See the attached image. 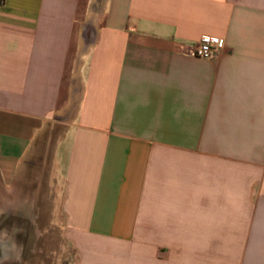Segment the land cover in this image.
<instances>
[{"label":"crops","instance_id":"0c3cea01","mask_svg":"<svg viewBox=\"0 0 264 264\" xmlns=\"http://www.w3.org/2000/svg\"><path fill=\"white\" fill-rule=\"evenodd\" d=\"M91 1L0 0L3 235L41 222L69 264H264V0H106L95 24Z\"/></svg>","mask_w":264,"mask_h":264},{"label":"rangeland","instance_id":"374dc122","mask_svg":"<svg viewBox=\"0 0 264 264\" xmlns=\"http://www.w3.org/2000/svg\"><path fill=\"white\" fill-rule=\"evenodd\" d=\"M91 11L96 16H92L91 21L93 24L101 16L104 9L106 0H92ZM89 24V23H88ZM56 194H59L57 190ZM0 221V240L8 238L17 244L13 249V242L9 244H2L5 249L10 248L8 252V262L6 264H69L70 252L69 247L65 244L64 236L60 235L59 232L53 233L52 235L38 233L37 227H41V222L31 224L29 221L18 220V223L24 227L23 235H11L14 232L13 227H15L14 222H7L8 234L4 236ZM13 224V225H12ZM11 227V228H10ZM6 228V227H5ZM39 236V237H38ZM6 242V241H5ZM3 258V257H2ZM1 258V259H2ZM0 259V260H1Z\"/></svg>","mask_w":264,"mask_h":264},{"label":"built area","instance_id":"2783aa9c","mask_svg":"<svg viewBox=\"0 0 264 264\" xmlns=\"http://www.w3.org/2000/svg\"><path fill=\"white\" fill-rule=\"evenodd\" d=\"M225 43L218 38L205 36L196 48V56L203 60H213L226 52Z\"/></svg>","mask_w":264,"mask_h":264},{"label":"flooded vegetation","instance_id":"af4514ba","mask_svg":"<svg viewBox=\"0 0 264 264\" xmlns=\"http://www.w3.org/2000/svg\"><path fill=\"white\" fill-rule=\"evenodd\" d=\"M2 241L0 240V264H6L8 261V252L7 251H9L10 250V248H7V249H5V246L4 245H2V243H1ZM13 245V249L15 248V246H16V244L15 243H13L12 244Z\"/></svg>","mask_w":264,"mask_h":264},{"label":"bare ground","instance_id":"6f19581e","mask_svg":"<svg viewBox=\"0 0 264 264\" xmlns=\"http://www.w3.org/2000/svg\"><path fill=\"white\" fill-rule=\"evenodd\" d=\"M29 218V217H28ZM35 218V217H34ZM39 237V236H38Z\"/></svg>","mask_w":264,"mask_h":264}]
</instances>
